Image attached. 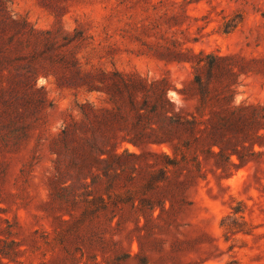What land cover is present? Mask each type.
Returning a JSON list of instances; mask_svg holds the SVG:
<instances>
[{"label":"rangeland","instance_id":"1","mask_svg":"<svg viewBox=\"0 0 264 264\" xmlns=\"http://www.w3.org/2000/svg\"><path fill=\"white\" fill-rule=\"evenodd\" d=\"M112 71L166 79L188 111L197 74L234 90L246 163L208 165L176 215L89 203L143 183L78 179L61 140L79 104L114 106L89 90ZM0 264H264V0H0Z\"/></svg>","mask_w":264,"mask_h":264},{"label":"trees","instance_id":"2","mask_svg":"<svg viewBox=\"0 0 264 264\" xmlns=\"http://www.w3.org/2000/svg\"><path fill=\"white\" fill-rule=\"evenodd\" d=\"M112 75L119 79L110 84L100 80L101 84L93 83L89 90L105 94L104 100L114 106L79 104L84 116L75 130L63 128L61 140L78 168V179L91 177L94 184L106 178L108 188L121 177L128 181L141 178L143 183L123 194L88 199L89 203L131 204L152 211L160 208L158 216L176 215L188 203L187 190L207 177L208 165L229 175L233 167L246 163L229 136L248 122L244 105L235 104L234 90L212 93L210 79L197 74L191 86L197 102L188 111L170 97L166 79L149 80L121 71L102 72L101 79ZM126 143L138 150H130ZM234 155L240 162L233 160Z\"/></svg>","mask_w":264,"mask_h":264}]
</instances>
